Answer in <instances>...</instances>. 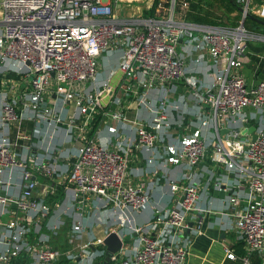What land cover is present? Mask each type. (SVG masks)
<instances>
[{
	"label": "built area",
	"instance_id": "built-area-1",
	"mask_svg": "<svg viewBox=\"0 0 264 264\" xmlns=\"http://www.w3.org/2000/svg\"><path fill=\"white\" fill-rule=\"evenodd\" d=\"M235 1L242 20L228 24L175 16L173 5L163 11L160 1L152 13L123 14L113 0H0V65L18 74L0 80V215L12 214L0 220V264H100L103 237L79 239L87 200L112 210L145 208L149 181L164 176L166 163L179 162L178 175L165 172L166 204L151 210L154 230L141 231L123 216L135 238L101 264H186L190 236L210 209L197 203L199 186L207 183L231 188L228 209L218 211L229 215L243 242V264L264 248V77L247 82L241 67L248 37L264 40L243 18L264 14V0ZM110 49L120 54L103 71L98 58ZM192 53L193 65L206 55L208 82L187 65ZM178 82L190 97L182 93L174 102L168 96ZM158 86L162 91L153 95ZM24 119L44 122L43 157L18 141L29 138ZM249 124L252 130L238 133ZM60 125L72 147L63 153L64 170L49 154ZM130 154L151 163L149 175L131 174ZM204 157L209 166L196 170ZM218 165L230 180L216 177ZM38 177L68 182L74 220L65 246L48 244L41 228L55 231L59 219L49 222L53 208L35 193ZM225 255L234 257L228 247Z\"/></svg>",
	"mask_w": 264,
	"mask_h": 264
},
{
	"label": "crops",
	"instance_id": "crops-1",
	"mask_svg": "<svg viewBox=\"0 0 264 264\" xmlns=\"http://www.w3.org/2000/svg\"><path fill=\"white\" fill-rule=\"evenodd\" d=\"M113 1L118 11L119 9H121L122 11L123 9L120 5L121 0ZM117 4H119V6ZM137 12H139V10L132 11V13ZM121 13L131 14L130 12ZM180 45L182 44H178L176 48L178 50L181 49L182 51L183 46L181 47ZM263 46V44L258 45V43L255 42L246 43L247 55L243 59L241 67L244 74V78L247 82H253L255 78L264 77V60L261 59L260 55L264 50ZM117 52H119L120 54L119 49H110L109 51L102 52L103 55H105V60L107 59L106 61H112V64H107L108 66L115 65L117 60L113 63L114 60L111 55L113 53L117 54ZM192 55H194V53H192L190 56H186L185 59L187 61V65L189 64L192 67L194 66V68H196L195 74H197L200 82H208L210 80L211 74L210 68L208 67L209 64L206 62L205 59L206 55H204L203 60L196 63V65H193L190 62V57ZM107 65H105V67H102L101 65L102 70L103 68L104 70L105 68L107 69ZM5 76L10 75L2 73V77ZM2 77H0V80L2 79ZM4 84L0 83V90L3 89ZM176 88L177 89L171 92L168 96V98L172 101L175 102V100L180 99L182 93L190 97V93L185 87L182 86L181 83L178 82ZM161 91L162 88L158 86L153 89V95H157ZM138 114L142 116L147 115V110L143 107H139ZM44 127V122L39 119H24L22 122L21 129H23L29 134V138H23L24 141L21 138H19L18 140L19 142L23 143L30 142L33 152L42 157L44 156L45 151L43 153V150L38 147V144L44 139ZM55 130L56 131L53 136L55 147L51 149L52 151L49 154L54 156V160L58 169L64 170L67 165L68 158L64 156V154L61 152L59 144L64 145L66 150H72V147L67 142L63 143L65 141L64 138L66 137L63 134L62 125L58 126ZM23 147L24 146L21 147L19 144L17 145L18 150H22ZM150 166L151 163H145L142 158L139 159L138 157L132 154L128 156V167L131 170V174L134 176L149 175ZM208 166V158L204 157L202 160L199 161L198 164L194 165V168L197 170L200 167L206 168ZM182 169L183 166L180 162L175 164L166 163L165 166H162L161 171L164 173V176L165 172L170 175H178ZM214 172H216V177L219 178L222 182L231 179V174L220 165L214 166ZM200 174H204L206 179H210V177H212H208L207 172H205L204 170H201ZM164 176L160 173V176L156 178L155 181H152L153 179L149 181V203L147 207L141 208L140 210L125 207H122L121 209L116 208L112 210L113 208H111L109 204L94 206V200L88 199L87 204L85 206L87 207V210L84 216L86 229L84 230V232L81 233L79 239L83 241L87 238H94L97 236L103 237V235L109 229H114L123 244L132 242L135 238L136 233L134 231L130 233L128 232V228L126 226V222L123 216L128 217V220L126 219V221H131L139 225L141 227V231L154 230V225L152 224L150 217L151 210L155 206H161L166 204L167 200L168 187L166 186V179ZM128 178L134 179L135 177L130 176ZM60 179L62 183H52L48 178L38 177L37 184L35 185V193L45 199L49 203V206L51 205V207L53 208V210L51 209L49 216L51 219L58 220L67 215V218H69L70 223V221L74 220V210L70 207L69 204L70 190L68 188V182L64 180V177ZM230 189L231 188L218 189L215 186H212L210 183L199 186L197 203L210 209L204 211L202 221L200 222V229L190 236V241L185 258L186 264H243L239 255H237L232 248L233 243H235V241H238L239 239L236 237V232L235 229H233L232 227V223H230V217L227 213L218 211L228 209L226 208L228 207V205L225 203V194L229 192ZM211 209L216 210V212L212 211ZM11 215V213L5 212V214L0 215V220H4ZM122 221H124V224L122 223ZM56 232L57 234L52 236L51 241L57 244V246L67 245L68 243H65V239L63 242V237L65 233L62 234V229L58 228L54 231V233ZM225 247H228L233 251L234 257H227L225 255ZM258 256L259 264H264V248L259 251Z\"/></svg>",
	"mask_w": 264,
	"mask_h": 264
},
{
	"label": "rangeland",
	"instance_id": "rangeland-1",
	"mask_svg": "<svg viewBox=\"0 0 264 264\" xmlns=\"http://www.w3.org/2000/svg\"><path fill=\"white\" fill-rule=\"evenodd\" d=\"M156 1H160V6H162L163 11L165 9L167 10L171 4L173 5L172 11H174L173 7H174L175 0H140V1H138V0H127V1L121 0L120 5H121L123 10L121 11V9H119V11L126 12V13H128V12L132 13L133 10H136V11L139 10L140 13L144 14V13L148 12L147 11L148 8H150L151 6H153V7L155 6ZM188 1H190V0H186V5L184 7L181 6L180 2H179L178 7L175 8L176 11H174L175 16L177 15V16H180V17H183L186 19L187 17L191 18L192 16H195V14H197V15L201 16L202 19L206 22H212V23L221 22V23H228V24H234V23L239 22V20H241L240 12L237 9L232 8L230 6L222 5L220 0H192L191 2H193V1L196 2L194 8L192 9L193 13L189 12L185 16V13H187L186 9H187V7L189 8ZM147 3H149L150 5ZM145 5H147V6H145ZM253 14L264 19V14H257V13H253ZM242 25L246 29L250 30V32H253L256 34H264V28L263 27L261 28L260 26H255V25L253 27V25L251 23V18H249L247 15L243 18ZM246 42H253V43L255 42V43H258V45H260V44L264 45V40L255 36V34L249 36ZM113 55H114V57H113ZM260 55H261V59L264 60V50ZM111 56L114 60L113 61V63H114L118 59L119 52H117V54L113 53ZM106 60H105V55H103V53H102V55L98 58V63L101 64L102 67H105V65H107V64H112V61L108 62ZM113 66H108L107 69L112 68ZM107 69L105 68V70H104V68H103L104 71H106ZM5 70H6V67L3 64L0 65V73L1 74L2 73L8 74ZM95 119H96V117L93 119L92 123L95 121ZM65 142H67V141H64L63 143H65ZM59 145H60L61 152L64 153L66 148L64 147V145H61V144H59ZM62 149H64V150H62ZM49 219L51 220L49 222L53 221V219H51L50 217H49ZM68 223H69V218H67V215H66V216L60 218L58 221V224H57V229L60 228L63 231L62 234L65 233V235L63 237V242L65 239V243H68L67 242V240H68L67 239V232H66L67 229L69 228ZM122 223L124 224V221H122ZM41 228L44 231V233L47 234V243L54 245V246H57V244H55L54 242L51 241V238L53 235L57 234L58 231L56 233H54V231H52L51 228H49L46 224Z\"/></svg>",
	"mask_w": 264,
	"mask_h": 264
},
{
	"label": "trees",
	"instance_id": "trees-1",
	"mask_svg": "<svg viewBox=\"0 0 264 264\" xmlns=\"http://www.w3.org/2000/svg\"><path fill=\"white\" fill-rule=\"evenodd\" d=\"M192 0H190V1H188V4H189V8L187 7V13H185V16L190 12H192L193 13V8H194V6H195V4H196V2H191ZM221 1V3H222V5H224V6H230V7H232V8H235V9H237L238 11H239V9H238V4H237V2L235 1V0H220ZM179 2H180V0H175V2H174V11H176V7H178V4H179ZM152 9H153V6H151L150 8H148L147 9V13H152ZM240 12V11H239ZM186 19H189V20H192V21H201V22H206V21H204L203 19H202V17L201 16H199V15H197V14H195V16H192L191 18H186ZM206 23H212V22H206ZM219 23H221V22H219ZM251 23H252V25H253V27H254V25L255 26H260L261 28L263 27L264 28V23L262 22V23H259V22H257L256 20H252L251 19ZM6 72L8 73V75H11V76H17L18 74L17 73H15V72H13L12 70H6ZM0 77H2V74L0 73ZM242 243L243 242H241V240L239 239L238 241H235V243H233V245H232V248H233V250H234V252L237 254V255H240L242 252H243V245H242ZM258 253L257 252H251L249 255H248V260L250 261V263L251 264H259V259H258Z\"/></svg>",
	"mask_w": 264,
	"mask_h": 264
},
{
	"label": "water",
	"instance_id": "water-1",
	"mask_svg": "<svg viewBox=\"0 0 264 264\" xmlns=\"http://www.w3.org/2000/svg\"><path fill=\"white\" fill-rule=\"evenodd\" d=\"M247 16L249 18H251L252 20L254 19V20L258 21V22H263L264 23V19L258 17L257 15H254V14L252 15V14L248 13ZM25 61H27V60H25ZM255 122H256V119L253 120V123H255ZM253 127H254V125L249 124L248 126H239L237 128V130H238L239 134H242L245 131L252 130ZM219 130L222 132V131L226 130V127L222 126V127L219 128ZM190 223H191V221L187 220V224L190 225ZM101 241H102V244L104 246V251H103V256H102L100 264L104 263V261H106L108 259L110 253L116 251L117 249H119L121 247V239H120V237L118 236L117 232L114 229H109L103 235V238H102ZM90 246H91V248L94 247L92 244Z\"/></svg>",
	"mask_w": 264,
	"mask_h": 264
},
{
	"label": "flooded vegetation",
	"instance_id": "flooded-vegetation-1",
	"mask_svg": "<svg viewBox=\"0 0 264 264\" xmlns=\"http://www.w3.org/2000/svg\"><path fill=\"white\" fill-rule=\"evenodd\" d=\"M258 22V21H257ZM259 23H262V22H259Z\"/></svg>",
	"mask_w": 264,
	"mask_h": 264
}]
</instances>
